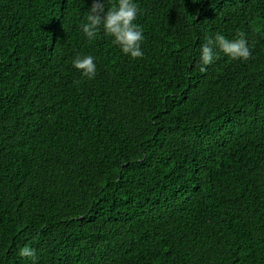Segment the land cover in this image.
Listing matches in <instances>:
<instances>
[{"label":"trees","instance_id":"16d2710c","mask_svg":"<svg viewBox=\"0 0 264 264\" xmlns=\"http://www.w3.org/2000/svg\"><path fill=\"white\" fill-rule=\"evenodd\" d=\"M136 2L132 59L92 0H0V264H264V0Z\"/></svg>","mask_w":264,"mask_h":264},{"label":"clouds","instance_id":"9594fccd","mask_svg":"<svg viewBox=\"0 0 264 264\" xmlns=\"http://www.w3.org/2000/svg\"><path fill=\"white\" fill-rule=\"evenodd\" d=\"M108 3L110 0H92L86 22L80 25L84 36L91 41L102 30L105 36L112 38V43L118 46L124 55L132 59L142 58L144 53L141 45L145 37L142 27L136 23L138 3L136 0H116L111 7H106ZM218 53L241 61L249 60L252 55L243 33H239L235 39H228L220 33L206 37L200 46L199 62L204 66L210 65ZM72 67L82 78L89 80L97 73L95 57L91 54L83 56L78 54L72 61ZM19 255L29 259L32 264H37L38 257L34 248L25 245L19 249Z\"/></svg>","mask_w":264,"mask_h":264}]
</instances>
